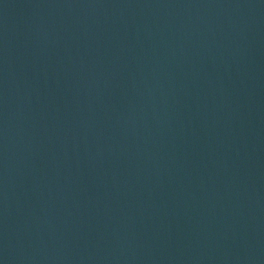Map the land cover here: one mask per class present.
I'll list each match as a JSON object with an SVG mask.
<instances>
[{"label":"water","instance_id":"1","mask_svg":"<svg viewBox=\"0 0 264 264\" xmlns=\"http://www.w3.org/2000/svg\"><path fill=\"white\" fill-rule=\"evenodd\" d=\"M0 264H264V0H0Z\"/></svg>","mask_w":264,"mask_h":264}]
</instances>
